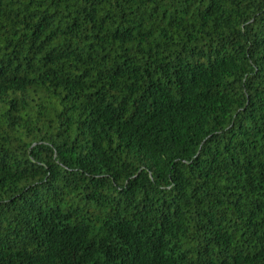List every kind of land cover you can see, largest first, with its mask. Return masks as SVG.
<instances>
[{
  "label": "trees",
  "instance_id": "1",
  "mask_svg": "<svg viewBox=\"0 0 264 264\" xmlns=\"http://www.w3.org/2000/svg\"><path fill=\"white\" fill-rule=\"evenodd\" d=\"M0 264H264V0H0Z\"/></svg>",
  "mask_w": 264,
  "mask_h": 264
}]
</instances>
